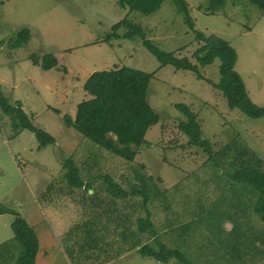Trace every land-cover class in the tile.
Returning a JSON list of instances; mask_svg holds the SVG:
<instances>
[{"label": "rangeland", "instance_id": "374dc122", "mask_svg": "<svg viewBox=\"0 0 264 264\" xmlns=\"http://www.w3.org/2000/svg\"><path fill=\"white\" fill-rule=\"evenodd\" d=\"M185 1L193 29L173 0H162L146 14L123 8L116 0H0V89L11 104L20 101L32 123L54 138V143L39 146L34 133L15 131L9 115L0 110V203L30 225L37 222L34 228L41 250L47 245L42 258L48 264H91L84 258L90 251L84 222L98 219V174L110 172L119 180L121 172L132 173L131 167L141 169L139 164L157 186L147 208L158 240L178 248L193 264H264V220L251 209L257 191L230 179L231 151L229 157L208 156L185 143L186 137L176 128L184 117L174 104L184 103L196 113L212 152L231 137L239 138L261 158L262 172L264 117L229 108L219 90L189 70L159 65L139 37L104 39L111 25L125 17L140 24L144 37L160 49L192 60L198 46L194 31L214 34L233 46L234 69L249 98L264 106V10L249 0H223L218 9L205 12L210 0ZM23 28L29 29L30 40L11 48L9 40ZM32 52L52 53L57 66L42 69L33 64ZM114 64L154 71L146 99L160 118L146 130L148 144L130 163L66 127L60 118L62 113L72 115L85 97V78ZM217 64L215 59L200 68L205 78L218 81ZM70 156L79 167L80 180H91V188L66 187L61 158ZM93 190L97 196L91 199ZM13 217L0 213V243L13 246L10 255L18 251L10 226ZM90 224L92 228L97 222ZM64 227L66 232L61 233ZM149 229L148 225L147 233ZM100 264L171 261L130 250Z\"/></svg>", "mask_w": 264, "mask_h": 264}, {"label": "trees", "instance_id": "16d2710c", "mask_svg": "<svg viewBox=\"0 0 264 264\" xmlns=\"http://www.w3.org/2000/svg\"><path fill=\"white\" fill-rule=\"evenodd\" d=\"M173 1L184 21L193 29V21L189 16L186 1ZM249 1L264 10V0ZM116 2L123 8L146 14L154 11L162 0H116ZM222 4L223 0H210L204 11L213 12ZM194 32L198 46L191 53L192 60L186 55H175L173 51L160 49L144 37L140 24L125 17L111 25L104 39L108 41L111 38L139 37L143 46L158 59L159 65L170 64L175 69L189 70L197 78L204 79L219 90L229 108H236L249 117H264V106L254 103L249 98L240 75L234 69L236 52L233 46L214 34L206 35L198 30ZM29 40L30 31L23 28L9 40V45L15 48ZM29 58L33 64L39 65L42 69L57 66V59L52 53L39 55L32 52ZM215 59H218L217 82L205 78L200 70ZM153 75L154 71H143L117 64L92 71L82 83V92L85 97L75 105L73 114H61L63 124L66 127H72L103 149L120 156L127 163L132 162L139 148L148 144L145 139L146 130L160 118L146 99L147 84ZM174 106L184 117L178 120L176 128L186 137V144L200 147L208 156L212 153L227 156L231 151L227 162L229 166H233V170L229 173V177L235 182L248 183L257 191L258 195L254 199V204H251V209L264 220V172L260 170L263 163L261 158L256 157L248 145L236 137H231L218 151L212 152L209 140L202 136L196 113L184 103H175ZM0 110L9 115L15 131L27 129L34 133L39 146L54 143V138L48 132L32 123L30 116L22 109L20 101L17 100L11 104L1 89ZM52 110L60 113L57 108ZM71 157L61 158L62 175L67 182L66 187L77 186L85 190L91 188V180L88 182L80 180L79 167ZM137 168L141 169L133 166L132 173L121 172L117 180L113 173L109 172L111 175L103 173L98 167L100 171L96 187L98 189V219L84 222L85 244L90 250L84 258L103 263L126 251L135 250L141 256L157 261L193 264L178 248L167 246L155 235L147 202L151 194L158 193L157 190L154 191L157 186L151 175L145 172L143 164H139ZM97 192L92 191L91 199L97 196ZM141 208L143 211L138 213ZM3 212L14 214L10 226L13 232L12 239L18 251L15 255H10L8 251L13 246L10 247V243L7 242L0 243V264H36L38 238L33 227L13 209L0 203V213ZM94 222L97 224H93L91 228L89 225ZM148 225L150 229L147 233ZM92 233L93 235L89 238ZM7 257H11L13 262H10Z\"/></svg>", "mask_w": 264, "mask_h": 264}, {"label": "crops", "instance_id": "0c3cea01", "mask_svg": "<svg viewBox=\"0 0 264 264\" xmlns=\"http://www.w3.org/2000/svg\"><path fill=\"white\" fill-rule=\"evenodd\" d=\"M37 222L36 221H34V222H31V226L33 227V229H34V231H35V228H34V225L36 224ZM62 231H61V233H65L66 231H65V227H64V229H61ZM35 233H36V235H37V232L35 231ZM74 238V237H73ZM44 244L46 245V243L44 242ZM47 246V245H46ZM46 246H44V249H42V250H45L46 249ZM38 248H39V251L38 252H36V256H35V263L36 264H48V262L44 259V258H42L43 257V253H42V250H41V248H42V246H41V240L39 239V237H38ZM126 252H128V251H126ZM126 252H124V253H126ZM123 253V254H124ZM47 255H49V254H47ZM50 255H52V254H50ZM122 255V254H121ZM120 256V255H119ZM118 256V257H119ZM110 261V260H109ZM108 262V261H107ZM103 263H105V262H103ZM91 264H100V263H98V260L97 261H94L93 263H91Z\"/></svg>", "mask_w": 264, "mask_h": 264}]
</instances>
